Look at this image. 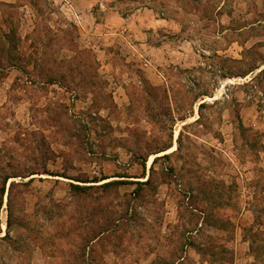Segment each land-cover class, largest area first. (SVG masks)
Wrapping results in <instances>:
<instances>
[{"label":"rangeland","instance_id":"obj_1","mask_svg":"<svg viewBox=\"0 0 264 264\" xmlns=\"http://www.w3.org/2000/svg\"><path fill=\"white\" fill-rule=\"evenodd\" d=\"M6 33L64 78L0 67V164L42 171L10 179L33 178L14 191L9 237L4 197L0 264H65L78 219L106 228L88 248L95 264H211L204 243L224 248L217 264H264L250 246L264 230V0H0ZM63 173L119 183L93 189L108 205L88 219Z\"/></svg>","mask_w":264,"mask_h":264},{"label":"trees","instance_id":"obj_2","mask_svg":"<svg viewBox=\"0 0 264 264\" xmlns=\"http://www.w3.org/2000/svg\"><path fill=\"white\" fill-rule=\"evenodd\" d=\"M13 38L8 34H2L0 35V67H10V66H18L23 68L26 71L27 64L32 63V68L33 70H36V72H38V74L40 76H46L48 82H57L58 80L61 81L60 78H64L63 74H60L59 77L57 74L51 73V71H46V69L44 67H42L41 65H38V61L39 58L37 56L32 57L31 54L26 55L23 54V52L21 51L20 48L16 47V46H6L7 42H12ZM255 69V68H254ZM251 69L250 71L254 70ZM258 79H263L264 76V69L260 70V72L258 73ZM260 84L262 83L259 82ZM200 106H204V103H201ZM50 116V115H49ZM239 118L240 121V129H244L243 127V123L241 122V118ZM52 119L56 122H59L60 124H63L62 121L59 120L58 116L55 115L53 118H49ZM171 145H167L164 146L156 151H154L153 153H160L162 151H166L168 150V148H170ZM50 151V148H49ZM48 152V151H47ZM169 154L165 153L164 155H162L161 157H168ZM50 158V157H49ZM160 157H155L152 165L150 167V174L148 176L147 179H145L144 181H137L138 182V186L136 188V191L138 193L139 196L142 195L143 193V189L145 188V186L151 185L152 182V178H153V173L155 172L154 166L155 163L157 162V160ZM143 166L144 169H146V161H143ZM5 165H1L0 164V208L1 205L3 204L4 201V197L7 195V204L9 207V219H8V231L6 236L9 235L10 233V228L13 225V220L15 219L16 215L14 214L15 211L13 210L12 206V201H13V194L14 191L17 187L21 186V185H25L27 184V182H30L33 180V178H29V180L27 182H23V181H15V180H10L12 177H17V176H23V177H28V176H32L34 174L37 173H42V171L40 169H32L30 171H28L26 174H20L17 172H7L4 171ZM43 170H46L44 165H43ZM43 172H48V171H43ZM59 176H63L66 178H71L74 179L80 183H75V182H71L70 183V193L72 196V199L76 202V204L79 207V215L81 217H87L88 219L92 216H97L99 215V213H102L105 210L106 205H108V202H105V196L103 194H99V192H95L98 193L96 195H94L93 189L94 188H108L111 187L115 184H118L119 181H107L105 183H100V184H96L99 183L101 180H104L105 178H98V179H79V178H73L70 177L68 175H66L65 173L63 174H58ZM146 175V170L144 171V176ZM95 183V184H87V183ZM92 197V201H89L90 198ZM60 205L52 203L47 211V214L49 215V218L51 220H54V218L56 217L57 214L56 211L54 210L55 207H59ZM54 216V217H53ZM219 217V216H217ZM223 221V218H219L216 221ZM77 221V227L75 228L76 231L72 232V234H74V237L72 238V245L73 248H69L68 250L64 251L63 255L65 256V264H95V257H93V255H91L92 250L88 249L91 248L90 244L91 242H93L95 239L99 238L100 235L106 230V228L101 227L99 230L97 231H84L85 228L82 227H78L80 224V220H76ZM80 221V222H79ZM105 221V220H104ZM108 221V220H107ZM255 222L256 224L263 226L264 224V216H263V212H260L258 214H256V218H255ZM105 223H103L104 225ZM252 234L250 235V246L252 249V252L254 254L255 260H258L259 258H261V254H259L260 250L264 251V230L262 229H258V230H254V228L251 229ZM68 234V233H67ZM9 237V236H8ZM52 239L53 238H57L56 235L51 236ZM50 237V238H51ZM48 238V237H47ZM53 246V245H52ZM198 251L200 252V254H202L203 256H208L210 258V263L211 264H217L218 262L221 263V260H224L222 257L225 253L224 248H222L221 246H215L212 244H201V245H196ZM56 247H53V251H58L59 249H56ZM216 248H220V252L222 254H220L219 252V256L217 253V250H215ZM54 253V252H53ZM55 254V253H54ZM181 257L174 259L173 261H168L167 264H176L177 262H179ZM250 264H255V262L250 263Z\"/></svg>","mask_w":264,"mask_h":264},{"label":"crops","instance_id":"obj_3","mask_svg":"<svg viewBox=\"0 0 264 264\" xmlns=\"http://www.w3.org/2000/svg\"><path fill=\"white\" fill-rule=\"evenodd\" d=\"M73 1V0H72ZM75 1V5H77V3H78V0H74ZM74 3V2H73ZM105 8H108V7H105ZM77 10H80V8L79 9H77ZM90 12H92L91 11V9H89L88 10V12L87 11H85L84 10V12L82 13V14H80V15H75V18H76V20H77V25H80V24H84V20L85 19H88L89 18V15L91 16V14H89ZM105 17L108 19V18H111V17H113L115 14H119V12L117 11V10H114L113 8H110V9H107L106 11H105ZM132 18H133V15L132 14H129L128 16H126L124 19L126 20V21H131L132 20ZM156 21H160V19H156ZM132 24L130 23L128 26H131ZM132 35V34H131ZM141 45H143L144 43H140ZM156 47H155V49H157V48H159V47H162V46H160V45H155Z\"/></svg>","mask_w":264,"mask_h":264},{"label":"built area","instance_id":"obj_4","mask_svg":"<svg viewBox=\"0 0 264 264\" xmlns=\"http://www.w3.org/2000/svg\"><path fill=\"white\" fill-rule=\"evenodd\" d=\"M103 5L101 4V7H102Z\"/></svg>","mask_w":264,"mask_h":264}]
</instances>
